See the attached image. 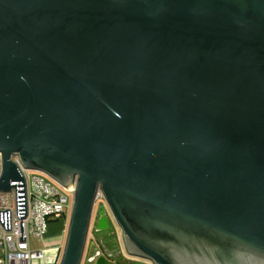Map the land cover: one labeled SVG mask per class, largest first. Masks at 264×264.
<instances>
[{"label":"water","instance_id":"obj_1","mask_svg":"<svg viewBox=\"0 0 264 264\" xmlns=\"http://www.w3.org/2000/svg\"><path fill=\"white\" fill-rule=\"evenodd\" d=\"M0 153L76 182L60 264L99 187L130 257L264 264V0H0Z\"/></svg>","mask_w":264,"mask_h":264},{"label":"built area","instance_id":"obj_2","mask_svg":"<svg viewBox=\"0 0 264 264\" xmlns=\"http://www.w3.org/2000/svg\"><path fill=\"white\" fill-rule=\"evenodd\" d=\"M2 161L0 153V177ZM12 161L21 169L24 182L8 193H0V264H39L51 259L54 264H60L64 249L51 258L47 250L36 249L31 242L42 241L49 233L51 222H64L65 231L69 229L76 202V182L65 188L40 171L23 168L17 157H12ZM98 201H105L100 187L90 229L93 220H97Z\"/></svg>","mask_w":264,"mask_h":264},{"label":"crops","instance_id":"obj_3","mask_svg":"<svg viewBox=\"0 0 264 264\" xmlns=\"http://www.w3.org/2000/svg\"><path fill=\"white\" fill-rule=\"evenodd\" d=\"M97 220L96 222H92V226L90 229L91 231L93 230L94 232L93 236L95 239L87 240L88 242L85 247V252L81 264H133V261L130 260L127 261L123 257L126 252L124 253L125 250L123 251V247L120 244V241H117L119 248H117V246L110 248L108 245H105L101 239L96 238L95 233L97 232L96 230ZM108 223L110 228L111 222ZM66 235L67 234L65 231L64 222H59V223L51 222L49 224V233L43 239L45 240L44 242L45 246L39 249L47 250L48 257L51 258L55 257L58 254V250L60 249L63 250L65 248ZM97 240H99L100 243H98ZM51 260H47V261H51ZM51 262L54 263V261Z\"/></svg>","mask_w":264,"mask_h":264},{"label":"rangeland","instance_id":"obj_4","mask_svg":"<svg viewBox=\"0 0 264 264\" xmlns=\"http://www.w3.org/2000/svg\"><path fill=\"white\" fill-rule=\"evenodd\" d=\"M100 204H103L105 205L106 207V213L109 217V219L111 220V227L108 229V230H104V231H97L95 233L96 235V238L97 239H101L105 245H108L110 248H113L114 246H117V248H119L118 246V242L117 241H120V244L122 245L123 247V244H122V240H121V230L119 229V227L117 226L113 216H112V213L110 211V208L108 207L107 203L105 201H98L97 203V206H96V211H97V207L100 205ZM96 212H95V216H96ZM60 221H55V223H59ZM94 222V220H93ZM61 224V223H60ZM113 232H112V231ZM68 233V230L66 231V234ZM94 232L93 230H89V233H88V238L87 240L89 239H95L94 236H93ZM66 239H67V235H66ZM66 239H65V242H66ZM60 241V240H59ZM45 240H42L40 242H37V241H32L31 244L32 246H34V248L36 249H39L41 247H44L45 246ZM88 242V241H87ZM86 242V244H87ZM98 243L99 240H97ZM86 247V246H85ZM123 251H124V248H123ZM125 253V251H124ZM123 253V254H124ZM127 261L130 260V261H133V264H151L150 262L148 261H145V260H142V259H137V258H133V257H129L126 255L123 256ZM128 263V262H127ZM39 264H54L53 262L51 261H40Z\"/></svg>","mask_w":264,"mask_h":264},{"label":"flooded vegetation","instance_id":"obj_5","mask_svg":"<svg viewBox=\"0 0 264 264\" xmlns=\"http://www.w3.org/2000/svg\"><path fill=\"white\" fill-rule=\"evenodd\" d=\"M96 216H98V214H97ZM97 218H98V217H97Z\"/></svg>","mask_w":264,"mask_h":264},{"label":"trees","instance_id":"obj_6","mask_svg":"<svg viewBox=\"0 0 264 264\" xmlns=\"http://www.w3.org/2000/svg\"><path fill=\"white\" fill-rule=\"evenodd\" d=\"M63 224V223H62Z\"/></svg>","mask_w":264,"mask_h":264}]
</instances>
